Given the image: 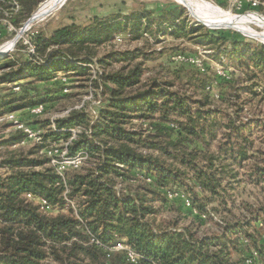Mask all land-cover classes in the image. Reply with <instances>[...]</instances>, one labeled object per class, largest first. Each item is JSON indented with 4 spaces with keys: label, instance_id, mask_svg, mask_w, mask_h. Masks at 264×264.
<instances>
[{
    "label": "trees",
    "instance_id": "obj_1",
    "mask_svg": "<svg viewBox=\"0 0 264 264\" xmlns=\"http://www.w3.org/2000/svg\"><path fill=\"white\" fill-rule=\"evenodd\" d=\"M41 1L18 0L11 22L21 27ZM162 9L159 15L141 9L93 16L87 25L71 22L52 31L36 30L30 35L33 57L25 53L22 63L9 57L0 60V69H12L2 80L21 89L15 81L21 72V78L54 82L59 90L54 93H60L62 82L56 73L84 75L95 48L113 40L116 33L137 40L148 33L183 37L195 32L179 22V7ZM204 38L216 46L212 58L225 65L221 56L228 57L233 70L228 76L198 79L199 99L176 85V79L183 87L191 84L192 77L186 82L178 75L170 80L144 78L147 53H109L96 60L102 69L95 84L106 96L97 118L75 105L59 119L28 122L46 127L43 142L0 162L4 169L0 172V264H243L251 247L264 245V120L245 116L249 106L264 100V89H257L264 75V45L216 33ZM20 46L13 56L24 48ZM139 57L142 60L135 62ZM112 63L123 65L106 72ZM214 81L220 88L216 100L231 111L213 107ZM68 92L60 96L70 98ZM34 96L22 107L42 104L43 114L58 99ZM17 109L9 102L0 103V115ZM132 120L150 124L152 131L128 127ZM51 122L59 131L51 128ZM70 129L77 131L73 138ZM258 131L262 147H255L252 139ZM23 136L13 131L3 143L20 145ZM54 141L60 147L67 143L69 155L80 151L87 155L78 168L65 171L64 179L40 152ZM242 184L256 191L251 203L241 199L236 205L235 198L244 194ZM167 191H179L191 206L179 197L169 199ZM27 193L44 198L52 211L40 209ZM154 202L172 204L170 219L157 220L159 208ZM209 204L221 223L212 222L215 231L201 235V226L211 222ZM236 208L241 210L238 214L232 211ZM183 220L187 222L181 225ZM119 243L138 255L136 263L128 260L125 250L112 249Z\"/></svg>",
    "mask_w": 264,
    "mask_h": 264
},
{
    "label": "rangeland",
    "instance_id": "obj_2",
    "mask_svg": "<svg viewBox=\"0 0 264 264\" xmlns=\"http://www.w3.org/2000/svg\"><path fill=\"white\" fill-rule=\"evenodd\" d=\"M43 1L44 0H42L41 2ZM206 1H209L221 7L225 11L231 12L233 15L253 12L264 15V8L262 7L259 8V10L255 11L253 9H250L245 4L242 7H235V5L230 4V2H224L222 0ZM178 7L180 10L179 22H184L187 30L190 28L194 29V33L188 34L187 36L183 37H174L173 35L168 34L157 35V33L155 37L148 33L144 34L142 38L137 40L130 38L124 32L116 33L113 40L95 48L96 52L93 58V63L87 64V67H84L85 69H87L86 72H84V75L80 73L77 74V72L64 74L63 72L58 71L56 73V78L59 80L62 75L66 77V87L69 89L68 93L71 94L70 98L61 97L60 95L63 94L62 91H60V93H54V91H59L57 86H52V83L54 82L46 83L45 81H39L36 79L31 80L30 78H21V76L23 75L21 74V72H17L15 76V81L21 85V89L19 91H14L12 89L15 85L14 82H10L9 80H2L3 75L5 73L11 72L12 69H0V103L9 102L11 105H16V108H18V111H16L19 117L23 116L24 120H26L27 122L35 121L36 119H39L40 122L46 121L48 119H59L65 116L68 110L75 105H78V107L82 106L81 108H83L85 112L88 113V115L92 116L93 119H95V115L97 116L98 113V108L103 103L101 101H105L106 99L104 92L102 93L100 90L101 87L95 84V79H97L95 70L97 68L99 70L102 69H100V67H98V65L96 64L98 59L103 58L109 53H127L133 52L135 50L140 51L141 54L142 52L147 53L150 56L149 60H145L144 62V66L146 68L144 78L157 77L158 79L170 80L178 75L181 76L182 81L186 82V79H191L192 77L191 84H188L187 82L185 84L186 86L183 87L180 80L176 79V85L181 86V92L186 91V93L191 95V97H194V99H199L202 94L201 90L198 89V85L200 83L198 79L203 80L205 79V77L211 75H213L214 77L228 76L229 73L233 70V67L230 66L231 64L227 62L228 60L226 58L228 57L221 56V60L226 63L225 65L220 64L212 58V55H214L216 51V46L212 45L211 43L209 44L204 38L205 35L216 33L217 35H221L222 37L227 39H238L243 42L251 43L253 45H264V40L244 35L241 32H238V30L230 27L216 29L206 27L202 24V22L196 21L192 16H190L188 10L182 6V3L180 4V2H176V0H65L59 7L51 11L44 18L33 22L31 26L33 27V33L36 30L52 31L54 28L71 22L87 25L89 24L93 16L101 17L112 13H121L125 15L131 13L132 11H139L141 9L152 11L154 15H159L160 9L162 8L166 10ZM250 26L257 33H262L263 31V28L260 26L253 24ZM18 46L21 47L20 45H17V47ZM220 47L221 51L223 47ZM18 50L19 51L15 53V56L12 55V59L22 63L27 59V56L22 51V48H19ZM140 57L137 58L135 62L139 60L141 61L142 58ZM0 60H2L1 57ZM181 64H184L185 66H182ZM121 65L123 64L112 63L111 66L105 68V71H115L119 69ZM195 68L200 70L202 74L198 73ZM260 77L262 79L257 89L263 90L264 75H261ZM215 81L212 84L211 90L213 107L221 110L231 111V108H226V106L221 104L219 100H216V96L220 93V88H217ZM60 87L63 90L64 86L62 85ZM34 95H56L58 96V99L55 100L52 106L50 105L49 108L46 109L45 114L39 117H31L27 113L26 108H23L22 105L24 104V102L26 103L28 100H30ZM246 112L249 113L245 115L247 116V119L259 117V121L264 120V100L259 102L255 101L254 105L252 107L249 106V109H247ZM1 116L2 115H0V117ZM244 120H246V118ZM127 126L133 127L134 129L141 132L143 127L148 131H152L150 124H144L142 126V123L138 120H132V122H130V124H128ZM43 128L45 130L46 127ZM13 131L15 130L11 122L2 120V118H0V162L3 159L8 158L13 153L17 154L20 152H27L33 144H4L3 141L7 139L13 133ZM261 135V131L255 132L253 134L252 139L254 140L255 147H262L258 143V137H260ZM261 149L264 150L263 147ZM0 172H4V169L0 168ZM242 178H246V174H244ZM240 187L244 188V194L241 197L235 198L236 205L240 204L241 199H247L251 203L253 201L256 189H253L251 186H246L244 184H242ZM236 194L238 193L235 192L234 195L236 196ZM197 195L198 197L200 196V193L198 191ZM153 205L156 208H159V211L156 214L157 220L170 219L172 214H170V212L168 211H170L169 209L172 204H164L162 206L158 202H154ZM165 205L170 206L165 207ZM230 205L231 203H228L225 207L229 208ZM211 207V204L207 206V209H209L210 212L209 217H211V222H207L201 226V235L205 233H213L215 231L214 224L212 222L221 223L219 214L216 213V211L210 210ZM219 209L222 208L220 207ZM232 211L238 214V211L241 210L233 209ZM218 212H220V210ZM186 222V220L181 221V225L186 224ZM262 233H264V231H262Z\"/></svg>",
    "mask_w": 264,
    "mask_h": 264
},
{
    "label": "built area",
    "instance_id": "obj_3",
    "mask_svg": "<svg viewBox=\"0 0 264 264\" xmlns=\"http://www.w3.org/2000/svg\"><path fill=\"white\" fill-rule=\"evenodd\" d=\"M45 1V0H44ZM224 2H230V4L235 5V7H242L244 4L247 5L250 9L259 10V8H264V0H222ZM42 3V2H41ZM39 4V6L41 5ZM38 6V8H39ZM37 8V9H38ZM19 3L18 0H0V48L4 49L3 55L1 58L9 57L13 58L12 54L16 51L17 45H22V51L26 53L28 57H33L35 53V47L32 44L30 35L32 32V26L26 28L23 34H21L15 44L11 45V41L14 38L15 34L18 32L20 27H16L11 22V16L15 15L18 12ZM256 13V12H253ZM258 14V13H256ZM259 16L264 18L263 14H258ZM23 25V24H22ZM2 46V47H1ZM6 46V47H5ZM32 61H38L40 59H31ZM43 61H39L42 63ZM96 73H100V70L97 68ZM60 81L64 86L63 92H67L68 88L66 87V77L62 75L60 77ZM14 91H19V86L14 85L12 88ZM26 111L31 117H39L42 116L44 113V107L42 104H38L31 107H26ZM17 112H10L2 115L0 118L5 121L11 122L14 126L15 131H21L24 136L20 140V145H25L28 143H42V134L44 130L42 128H36L34 125L29 124L24 117H19ZM95 118L97 116L95 115ZM51 128L54 131H59L56 127L54 122H51ZM74 137L76 130L70 129ZM67 143L64 144L63 147H60L55 141L51 143H47L42 149L41 153L48 158V164L54 169V171L64 179V173L67 169H76L78 168L82 162L86 159V153L84 151H80L74 155H69L66 149ZM167 197L169 199L179 197L182 199L184 205L186 207L191 206V202L188 198H186L182 193L179 191H167ZM26 197L30 200H34L40 206V209L43 211H52L49 204L46 200L42 197H34L33 195L27 193ZM72 207L74 204L70 202ZM264 236V235H263ZM113 250H125L127 253V258L130 262L136 263L138 255L132 251L129 247L123 245L122 243L116 244L112 247ZM264 257V245H258L257 248H252L250 254L244 258L243 264H263L262 258Z\"/></svg>",
    "mask_w": 264,
    "mask_h": 264
},
{
    "label": "bare ground",
    "instance_id": "obj_4",
    "mask_svg": "<svg viewBox=\"0 0 264 264\" xmlns=\"http://www.w3.org/2000/svg\"><path fill=\"white\" fill-rule=\"evenodd\" d=\"M62 1L64 0L43 1L38 8V18H44L51 11L55 10L54 8L58 7ZM177 1L189 8L192 17L196 21L210 26L230 27L239 30L244 35L264 40V18L256 13L233 15L231 12L225 11L221 7L206 0H176V2ZM252 24L262 27V33H257L252 29L250 26Z\"/></svg>",
    "mask_w": 264,
    "mask_h": 264
},
{
    "label": "water",
    "instance_id": "obj_5",
    "mask_svg": "<svg viewBox=\"0 0 264 264\" xmlns=\"http://www.w3.org/2000/svg\"><path fill=\"white\" fill-rule=\"evenodd\" d=\"M64 1H65V0H64ZM64 1H62L61 4H62ZM61 4H59V6H60ZM59 6H58V7H59ZM182 6H183L184 8H186V9L188 10V12H189V15L192 16V14H191L189 8H188L186 5H183V4H182ZM56 8H57V7H56ZM56 8H54V9H56ZM37 13H38V9H36L35 12H33V13L31 14V16H30V17H29V18L23 23V25L20 27V29L18 30V32L15 34L14 38L12 39V41H11V45L15 44L17 38H18L21 34L24 33V31L26 30V28L30 27V26L33 24V22L39 20V18H38V16H37ZM202 24L205 25L206 27H210V28H213V29H216V28H225V27H222V26H218V27H216V26H210V25L205 24V23H202ZM238 32H240V31L238 30ZM3 52H4V49H3V48H0V57L3 55Z\"/></svg>",
    "mask_w": 264,
    "mask_h": 264
}]
</instances>
